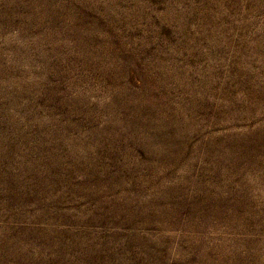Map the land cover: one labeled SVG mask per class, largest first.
<instances>
[{
    "label": "rangeland",
    "instance_id": "374dc122",
    "mask_svg": "<svg viewBox=\"0 0 264 264\" xmlns=\"http://www.w3.org/2000/svg\"><path fill=\"white\" fill-rule=\"evenodd\" d=\"M0 264H264V0H0Z\"/></svg>",
    "mask_w": 264,
    "mask_h": 264
}]
</instances>
